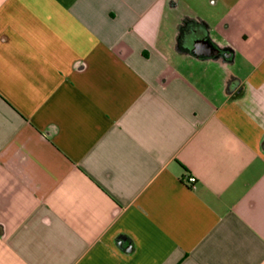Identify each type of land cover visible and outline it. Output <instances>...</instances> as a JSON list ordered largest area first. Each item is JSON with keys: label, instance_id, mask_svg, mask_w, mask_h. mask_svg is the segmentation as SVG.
Returning <instances> with one entry per match:
<instances>
[{"label": "crops", "instance_id": "1", "mask_svg": "<svg viewBox=\"0 0 264 264\" xmlns=\"http://www.w3.org/2000/svg\"><path fill=\"white\" fill-rule=\"evenodd\" d=\"M0 264H264V0H0Z\"/></svg>", "mask_w": 264, "mask_h": 264}, {"label": "built area", "instance_id": "2", "mask_svg": "<svg viewBox=\"0 0 264 264\" xmlns=\"http://www.w3.org/2000/svg\"><path fill=\"white\" fill-rule=\"evenodd\" d=\"M188 183L194 188L196 184V179L194 176H189Z\"/></svg>", "mask_w": 264, "mask_h": 264}, {"label": "water", "instance_id": "3", "mask_svg": "<svg viewBox=\"0 0 264 264\" xmlns=\"http://www.w3.org/2000/svg\"><path fill=\"white\" fill-rule=\"evenodd\" d=\"M205 44L209 47L208 50H211V49H212V47H211V45L209 44V42L205 41Z\"/></svg>", "mask_w": 264, "mask_h": 264}]
</instances>
